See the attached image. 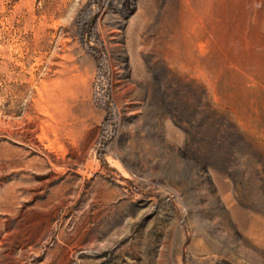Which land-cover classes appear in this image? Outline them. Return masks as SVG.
Here are the masks:
<instances>
[{
    "label": "rangeland",
    "instance_id": "rangeland-1",
    "mask_svg": "<svg viewBox=\"0 0 264 264\" xmlns=\"http://www.w3.org/2000/svg\"><path fill=\"white\" fill-rule=\"evenodd\" d=\"M99 1L0 0V264H264V0Z\"/></svg>",
    "mask_w": 264,
    "mask_h": 264
},
{
    "label": "trees",
    "instance_id": "trees-1",
    "mask_svg": "<svg viewBox=\"0 0 264 264\" xmlns=\"http://www.w3.org/2000/svg\"><path fill=\"white\" fill-rule=\"evenodd\" d=\"M104 1L105 0H100L99 5L101 6ZM86 23H87V21L83 22V26L80 27V29H81L80 35H84L85 33L90 32V29L87 28ZM89 27H92V25H89Z\"/></svg>",
    "mask_w": 264,
    "mask_h": 264
}]
</instances>
